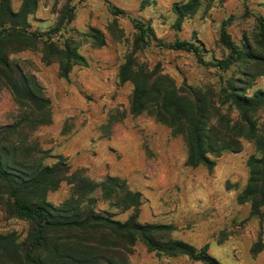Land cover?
<instances>
[{"label": "rangeland", "instance_id": "374dc122", "mask_svg": "<svg viewBox=\"0 0 264 264\" xmlns=\"http://www.w3.org/2000/svg\"><path fill=\"white\" fill-rule=\"evenodd\" d=\"M20 1L10 0L12 11ZM186 1L37 0L26 32L42 38L61 21L52 41L57 46L67 41L85 66H72L64 79L55 59L43 62V40L10 42L9 69L0 68V146L10 151L9 159L29 166L61 162L68 173L94 183L117 177L128 190L141 194L138 222L171 225L172 239L197 249L205 246L219 264H264V206L257 220L249 216L248 203L235 199L246 184L252 142L239 139L238 151L213 158L209 172L201 166L191 169L185 164L182 136L158 122L150 110L131 114L132 84L119 83V68L130 58L141 69L167 76L177 89L204 91L216 106L226 84L245 89L246 96L264 91V0H198L194 14L177 19L173 6ZM222 22L240 52L226 71L198 63L189 52L164 47L186 41L199 47L204 63L225 59L228 51L218 43ZM138 24L151 30L143 44L137 43ZM94 32L102 45L90 38ZM9 80L27 83L48 101L45 110L37 113L18 100ZM220 111L231 120L238 118L233 108L223 106ZM252 119L264 127V106ZM71 192L72 186L61 182L45 201L57 206ZM89 198L93 203L87 207L115 221H124L132 212H122L98 190ZM30 227L6 215L0 201V235L12 232L23 240ZM111 257L115 264H202L185 256L147 252L139 243Z\"/></svg>", "mask_w": 264, "mask_h": 264}, {"label": "trees", "instance_id": "16d2710c", "mask_svg": "<svg viewBox=\"0 0 264 264\" xmlns=\"http://www.w3.org/2000/svg\"><path fill=\"white\" fill-rule=\"evenodd\" d=\"M36 4L37 0H21L17 11H12L10 0H0V68L9 69L7 56L11 50L6 46L10 42L32 44L43 40V62L49 64L55 59L59 76L66 79L72 66H85V61L67 41L60 46L52 41L62 28L61 21L42 38L26 32L28 17L34 13ZM198 5V0H187L184 4L174 5L173 12L177 19H182L194 14ZM135 28L137 43L143 44L151 30L139 24ZM90 38L98 45L103 43L97 32ZM218 43L228 51V56L210 63L202 61L200 49L193 43L176 40L164 47L189 52L198 63L226 71L239 60L240 52L231 42L224 22L220 25ZM118 79L121 84H132L131 114L150 110L158 122L182 136L186 148L185 164L191 169L201 166L209 172L215 166L213 158L222 152L238 151L239 139L252 142L254 153L246 160V184L235 199L239 204L248 203L250 217L261 219L264 127L258 128L252 115L264 106V91L256 90L246 96L245 89L226 84L217 104L237 112L238 118L231 120L204 91L177 89L167 76L141 69L130 58L120 66ZM9 87L18 100L37 113L48 105V101L35 94L25 82L9 80ZM9 155L10 151L0 146V201L4 202L6 215L26 221L31 227L23 240H18L12 232L0 235V264H115L111 254L115 251L118 255L125 253L135 243L141 244L147 252L166 257L185 256L202 264H219L207 253L205 246L197 249L172 239L171 225L138 222V209L143 199L139 192L128 190L123 180L107 176L94 183L76 173H68V168L61 162L52 166H29L14 161V157L9 159ZM61 182L72 186L71 196L53 206L45 201V196L55 191ZM97 190L107 200L114 201L122 212L129 209L132 212L120 222L112 220L103 211L87 207L88 203H93L89 195Z\"/></svg>", "mask_w": 264, "mask_h": 264}]
</instances>
